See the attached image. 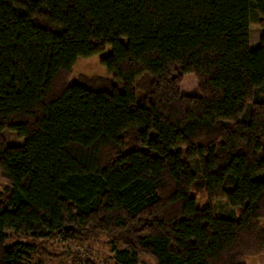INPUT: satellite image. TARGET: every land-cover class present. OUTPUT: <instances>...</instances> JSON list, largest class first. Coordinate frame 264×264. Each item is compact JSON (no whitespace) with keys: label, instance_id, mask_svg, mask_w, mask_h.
Listing matches in <instances>:
<instances>
[{"label":"trees","instance_id":"16d2710c","mask_svg":"<svg viewBox=\"0 0 264 264\" xmlns=\"http://www.w3.org/2000/svg\"><path fill=\"white\" fill-rule=\"evenodd\" d=\"M252 23L264 28V0H0V264H31L64 226L106 233L113 264L264 253V30L251 47ZM106 46L109 76L68 83Z\"/></svg>","mask_w":264,"mask_h":264},{"label":"rangeland","instance_id":"374dc122","mask_svg":"<svg viewBox=\"0 0 264 264\" xmlns=\"http://www.w3.org/2000/svg\"><path fill=\"white\" fill-rule=\"evenodd\" d=\"M262 26L257 23L250 25V42L251 47L259 42ZM110 52V47L106 46L102 51L97 52L88 57H79L72 67V73L68 83H74L80 73L95 74L101 77L109 76L106 66L101 63V57ZM3 136L8 144H21L22 139L18 138L14 133L4 131ZM5 181L0 176V189ZM196 199L198 206L211 205L217 214L227 217L237 218L238 214L225 199L208 200L205 194H192ZM264 225V218L258 220ZM87 228V229H86ZM78 229L75 226L68 228L65 233L71 232L69 237L58 235L53 239L41 242L39 246L41 252H37L31 256V264H79L73 261V255H80V259H88L89 261H97L100 264H113L111 238L102 232L95 231L93 227ZM77 229L79 231H77ZM121 247V246H119ZM79 259V260H80ZM247 264H264V253L256 256L245 257ZM137 264H154V261L146 255L138 257Z\"/></svg>","mask_w":264,"mask_h":264},{"label":"water","instance_id":"95a60500","mask_svg":"<svg viewBox=\"0 0 264 264\" xmlns=\"http://www.w3.org/2000/svg\"><path fill=\"white\" fill-rule=\"evenodd\" d=\"M69 227L71 226H64V230L67 231Z\"/></svg>","mask_w":264,"mask_h":264},{"label":"crops","instance_id":"0c3cea01","mask_svg":"<svg viewBox=\"0 0 264 264\" xmlns=\"http://www.w3.org/2000/svg\"><path fill=\"white\" fill-rule=\"evenodd\" d=\"M264 30V28H262V30H261V32ZM258 45V43L256 44V45H254V46H252V47H255V46H257Z\"/></svg>","mask_w":264,"mask_h":264}]
</instances>
